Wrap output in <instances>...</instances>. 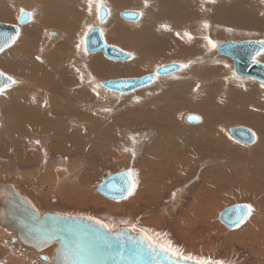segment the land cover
<instances>
[{
  "label": "rangeland",
  "instance_id": "obj_1",
  "mask_svg": "<svg viewBox=\"0 0 264 264\" xmlns=\"http://www.w3.org/2000/svg\"><path fill=\"white\" fill-rule=\"evenodd\" d=\"M170 1L171 0H165L166 3L164 4V1L161 2L160 0H156V2L154 0H147L148 6L145 7V0H135V3L122 0L121 6L112 2V0H104L105 6L110 10V15L103 25L100 23L99 18L97 17L95 4L92 6L91 13L89 12L88 0H0V3L3 2V5L1 6V12L4 13V15L2 14L0 16V18H2L0 19L1 22L14 24L21 9H28L34 13L30 27L27 29L21 28L20 35L14 43L15 45H12L13 47L11 46L7 50L0 53V71L8 76H11L17 82L7 87L3 94H0V182H14L22 190L33 195L32 197L37 198L36 200L39 202L38 204L43 210L54 208L53 210L61 212H72L88 215L91 214L95 216L97 215L99 218L109 221V224L112 227H127L130 226V220L139 218L149 219L152 217V221L160 220V224H164V222L168 223L164 227H156L155 231L152 232L155 234H160L164 238L169 235L171 237L169 238L172 239L173 227L171 226L170 222L172 221L173 223L176 218L182 216L186 212L189 203L192 201V195L195 194V192L197 193V191L205 183L216 184L217 186L222 187V183H225L226 179L224 182L221 180V173L218 171V165H227L229 161V165L233 167V162L226 156L225 159H222L225 164H220V157H218V154L215 153V150L210 154L206 152L198 155L199 157L195 158L196 162H193L192 166H190V163L187 162V172L185 174L183 173V175H181L182 177L173 179L172 181L170 180L169 184L162 183V185L159 187H153L155 184L157 185L156 179L152 180V178H150L149 180L147 178L149 181L148 182L144 179V177L142 178L143 175L141 176V165L147 163V160L143 161V157L148 148L151 146V141H153L155 138L154 131L149 129V124L142 126V123L145 121H143L139 127H128V117L135 121H137V119L147 120L150 117L158 120L157 116L162 115L160 118L161 120L163 119L162 121L164 122V119L166 118L164 117L166 115L164 108L172 110V107L177 104V106H180L181 103V109L183 107H187L189 98L192 96V102L195 101L194 103H199L201 108L204 107L205 110L195 107L191 110L188 109L187 111H181V118H178L177 120L179 121L178 126L180 128L182 127V130L188 128L194 129V127H190L194 126L192 124L198 125V122L190 124L189 121H187L185 115L188 113L195 114L200 118L202 117L204 120L205 115L203 113L205 111L211 113L210 117H219L223 120H227L230 115L231 117L238 116L241 118L251 117V119L256 122L259 119L258 122L260 124L251 125L247 122L228 123L225 127L224 136L230 144L242 152L254 149L257 146H264V100H256L244 90L246 86H252L256 87L260 91H264V83L254 79H247L237 76L234 72V63L232 59L227 56L220 55L218 53L217 46L215 45L213 48L208 43L209 40L212 41L213 44L219 42H242L247 40L263 41L264 0H214L213 3H208L206 0H199V3L197 4L198 7L197 9H194L195 11L192 12V14H190V12L187 13V11H189L188 9L185 11V6L182 9V11H184L183 13L186 14L184 18L187 20L191 18L189 15H192V19L197 18L194 20L195 22L191 21L192 23H188L187 25L185 22H181L183 20L182 19L179 22L181 23L179 26L174 22L175 20L172 16V13H174V11H172L174 9L173 7L176 6L177 8V5L179 4L176 3V5H170ZM254 1L255 4L263 5V7H257V9H255V5H252ZM4 2L7 4H4ZM23 3L27 4L23 5ZM170 6L172 8H170ZM162 7L166 9V12H170V14H168V16H166L164 19L162 18L163 20L159 19L160 10ZM79 10H82L84 13L78 14ZM125 10H142L144 11L143 14L145 15V18L143 16L141 19L142 22L140 20L137 22L125 21L119 16V13ZM153 10L158 11L155 12ZM68 12L70 13L69 15ZM153 14L154 18L151 17ZM234 14H237V16ZM239 15L241 16L239 17ZM3 16L6 17L3 18ZM170 17L173 21L169 20ZM221 19H224V21H218ZM66 21L68 26L63 27V30L67 32L68 37L64 39L60 35L59 31L62 30L60 29L62 23H66ZM148 21L154 22V27L160 32L161 30H166L164 26H167L166 31L171 32V30L173 31V28L171 29L170 25L174 27L176 24L179 29L177 28L174 33H178L180 38L182 37L183 41L182 39H176V37L173 40L165 39L164 41L161 37H158L160 38L158 41L152 42L150 41V38H148L147 44L145 45L147 34H144L143 26H146L145 24ZM98 23L102 24L101 27L107 42L119 46L121 49L128 51V53L135 55V53H137L136 45L139 48L147 47L146 51L148 52V55L145 57L147 59L144 58V63L147 64L148 67L150 66V68L144 70L143 67L146 66L144 65L143 67H140V73L124 76L137 77L142 74L145 75L147 73H152L156 66H160L162 63L166 62H194V66L186 67L177 74L158 79L154 83L155 85L152 84L146 89H138L137 91H133L131 93L119 94L109 91L105 88L103 89V87H97V85H100V82L108 79L105 77L109 76V78H117V76H110L111 74L103 76L99 74L101 76L100 78L95 77V72H91L89 67V61L95 56L101 58L102 63L108 62L107 64H110L113 61L111 62L101 54L85 53L84 47L82 46L80 49H78L77 45L80 44L82 39L85 40V32L87 29L89 27H97V25H99ZM51 24L55 27L53 26V28H51L49 26ZM205 24L208 25L207 28L204 27ZM38 26H43L46 28L42 27L40 29H35ZM129 27L131 29H135V31H138H134L132 33L127 29ZM122 29L126 30L127 32L123 31ZM185 33H192V36L190 35L191 39H189ZM19 40H22V42H29L31 47L38 49L36 53L40 57L42 55L40 53V49H42V51L44 50L43 52L46 54H57L56 59H60V61L51 62V64L55 63L58 65L62 62V66L60 67H63L62 69L64 70L58 73L56 70L51 68L27 67L24 70L25 74L23 72L24 75L20 76L21 72L23 71L22 69L24 68L17 69L19 66H13L12 64L14 63H11V60H2L4 55L11 52V50L15 48L16 44L18 45L17 41ZM61 41H65L68 46L63 48ZM190 43H195L197 47L189 48ZM179 44L182 47L185 46V48H189L190 52H187L184 57H173L172 55V57H169L167 54H170V52L174 49L173 47H176ZM20 53L28 54L35 52H32V50L27 45V48L25 50H21ZM165 55L167 56L165 57ZM44 56L45 55L42 57ZM159 56L161 59H159L158 62L155 57L157 58ZM22 57L26 56L21 55L19 59ZM255 60L264 63V51L260 53V55H257ZM68 61V70L73 69V71L70 73H68L65 68V65ZM11 66H13V68H11ZM106 66L109 67V65ZM106 66L105 68L107 71V69L110 68H107ZM113 67H116L113 68L114 72L116 71L123 73L124 69L121 65H115ZM44 69H47L46 74L48 76L51 75V79H53L52 83H56L55 79H58V77L61 75V80H59L64 85H66V87H69L70 82L72 81V76H77L80 78H77L78 82L81 80V88L96 94L100 98L98 104L95 105V109L93 110L94 107H92L90 110L96 115V123L98 124L99 122L102 124V130H106L105 123H107L109 127H107L106 134H110L112 139L113 137L117 138L114 140L115 143H111L113 148L111 145L109 146L111 147L109 148L110 150H108L110 155L113 153V151L119 153L112 161L107 160L108 157H105L102 160L100 166H98V168L94 171V174L98 172L96 176L91 175L88 177L86 175L89 168V163L86 159H84L78 166V170L76 171L78 172V175H74L76 176L74 177L75 182L72 183L71 180L73 179L69 174L70 170L75 164L73 156L79 155L80 151L78 149L70 148L71 144L69 143V139L73 138L74 141L76 140L75 144L80 142L77 134L82 135L79 128V120L81 115L72 114V119L68 124H66L67 120H62V116L60 114L52 115L50 118L48 116H44V122L39 120V124L33 122L31 115H27L28 125H25L23 122V116L21 117L20 115L21 113L23 114V111L20 112L19 110L21 109V106L23 108L24 104L26 107L27 104L22 97L26 96L27 94L21 97L17 96V94L21 93L25 89H32L37 83V76L40 73L44 75ZM19 70L21 71L19 72ZM206 75L210 76L209 80L207 79L209 76L205 78ZM124 76L118 75V77ZM42 82L46 83L45 81ZM208 83H212L213 87L216 89L214 95H205L203 92V87ZM221 87H223V91L220 90ZM187 97L188 101L185 99L184 102V98ZM200 97L202 98V101ZM204 97L205 99H203ZM203 104L205 106H203ZM127 114H129V116L126 117L125 115ZM6 117H8L7 123ZM112 118L113 124L111 122ZM171 119H173V117H171ZM13 124L24 125V128L33 130L32 134L27 136L30 141L29 144L23 143V141H16L22 147L20 148L22 153L21 156H19V160H14L9 153L5 154V148L7 145L9 146L8 135L10 136V132H8L6 129V125L9 130H12ZM237 126H244L251 129L256 134L257 141L250 146L237 141L230 132V129ZM255 126L260 127L255 128ZM109 128H111V130ZM99 129L91 134L93 135V138L89 137L87 139L86 137L88 150H90L92 146L97 147L96 141L102 134L101 130ZM45 130L51 131L48 132ZM89 132V130H86V133ZM17 133L23 134L25 131L22 130ZM215 135L219 134L215 133ZM54 138L57 143L54 141ZM104 139H102L103 143H105ZM138 140L140 143L137 142ZM12 144H15V142ZM27 146L30 147V156L26 153ZM134 147L136 149L135 157L134 155L129 156L131 154V150H133ZM176 148L175 151L177 150ZM50 150H53V152ZM98 150L99 154L97 159L100 162L102 150L101 148H98ZM54 151L55 153L63 152L65 154H55ZM208 155L209 157H212V159H207L206 156ZM187 159H191V157H188ZM195 164L198 166V168H195ZM192 168L193 171L191 170ZM125 169H131L134 171L137 180L139 179L138 185L130 197L128 196L125 200L119 202V205L116 203L113 204L111 201L98 193L96 188L110 173ZM156 169L158 168H155V171H157ZM207 170H210L207 175L208 180L205 179ZM237 170L238 166L236 167L235 171ZM64 172L65 174H62ZM62 175L63 177L65 176L63 180ZM64 181L66 183H63ZM60 183L65 184V186L60 188ZM146 184H150L151 186L148 185L150 188L153 187L152 193H158L163 190V198L160 200L155 198L149 203L138 201L132 203L140 187H143ZM164 185H167V187L163 189L162 187H164ZM79 187L82 189H80L78 192L73 191L74 188ZM66 192H71L72 194H64ZM85 197H87L86 201L84 200ZM101 198H103V200H100ZM177 198L179 199L177 202V207L174 208L173 206L176 205L174 203ZM226 200L227 203L218 209L216 218H211V221H213L212 228L220 232L218 238L212 236L214 246L217 247L215 251L216 256H214L212 261L214 264L215 262H221V264H243L245 261L252 262L253 258L252 255H250L248 249L244 248L239 243H227L229 235L225 229L227 230L228 228L224 227L225 225L219 220V213L229 205L238 203L250 205L252 208V213L243 224L233 230L238 231L244 226L249 225L248 222H250V219L252 220L254 218L255 214L258 213L260 217L264 216V201L262 206L257 208L252 200L235 198ZM113 205L118 207L112 208ZM135 227L144 229L147 232L151 231L152 229L142 225V223L136 225ZM229 232L231 231L229 230ZM173 241V244L177 246L181 243L180 240ZM160 242L164 243L165 241L163 239L160 240ZM42 255L43 254L38 257L36 253L29 252L23 246L16 245L12 239H9V236L6 234L5 230L0 228V264H43L44 261L41 259ZM192 257L201 258L197 255ZM204 259L211 260L208 258V256ZM234 260L235 263H233Z\"/></svg>",
  "mask_w": 264,
  "mask_h": 264
},
{
  "label": "bare ground",
  "instance_id": "obj_2",
  "mask_svg": "<svg viewBox=\"0 0 264 264\" xmlns=\"http://www.w3.org/2000/svg\"><path fill=\"white\" fill-rule=\"evenodd\" d=\"M121 1L122 0H112V2H114L120 6H121ZM124 1L131 2L133 0H124ZM154 1L156 2V0H154ZM160 1L161 2L164 1V4L166 3L165 0H160ZM198 1L199 0H171L169 2L170 5H173V4L176 5V3L179 4V5H177V8H176V6L173 7L174 9L172 11H174V13L171 12L173 19L175 20L174 22L178 26H179V24H181L179 22L182 19L183 20L181 22H185V24H187V25H188V23L189 24L192 23L191 21L195 22L194 20L197 18L192 19V15H189V16H191V18L186 20V18H184V16L186 14L183 13L184 11H182V9L185 6L186 7L185 11H187V9H188L189 11H187V13L190 12V14H192V12L195 11L194 9H197V7H198L197 6V4L199 3ZM255 1L252 4V5H255L254 6L255 9H257V7H263V5L255 4ZM178 6H179V8H178ZM170 8H172V7L170 6ZM165 10L166 9L164 7H162V9L160 10L159 19L163 20L166 16H168V14H170V12H166ZM27 11L30 12L29 10H27ZM125 11H127V10H125ZM132 11H137V12L142 13V17L139 19L140 21L143 18V16L145 18V15L143 14L144 11H142V10H132ZM153 11H155V10H153ZM157 11H155V12H157ZM122 12L119 13V16L121 19H123L121 17ZM237 14H234V15L237 16ZM19 15H20V13L17 15L16 21L14 24L13 23H3V24H12V25L16 26L17 30L20 32L21 28L27 27V25L29 24V22L31 20L24 25H18ZM109 15H110V10H109ZM240 16L241 15H239V17ZM151 17L154 18V14ZM169 20H172V18L170 17ZM169 20H168V22H169ZM125 21H127V20H125ZM218 21H224V19H221ZM128 22H137V21H128ZM0 23H2V22H0ZM104 23H105V21L102 24L104 25ZM102 24L97 25V27H100L101 31L103 33V30L101 27ZM176 24L174 25V27H172V25H170V28L171 29L173 28V31L171 30V32H168L166 30H164V31L161 30V32H160L154 27V22L148 21L145 24L146 26H143L144 34H147V36H148V37L146 36L145 45L147 44L148 38H150V41H152V42L158 41V39H160L158 37H161L164 41H165V39H172L173 40L175 37H176V39L181 40L182 37L180 38L178 33L177 34L174 33V31L177 30V28H178L176 26ZM246 25H248V24H246ZM49 26L51 28H53L54 25H52V26L49 25ZM67 26H68L67 21H66V23H64V25L60 26V29H62V30H60L59 32H60V35L64 39H66L68 37V34L65 30H63L64 29L63 27H67ZM182 27H183V25H182ZM43 28H45V27H43ZM127 29L132 33L135 31V29H131L130 27ZM122 30L126 31L124 29H122ZM137 31L138 30H136L135 32H137ZM62 34H64L65 37ZM190 35L192 36V33ZM217 35H219V34H217ZM103 37H104V33H103ZM143 38H144V36H143ZM16 39H15V42H16ZM57 39H58V37H57ZM104 40H105L107 45H113L112 43L111 44L108 43L105 37H104ZM182 41H183V39H182ZM247 41H256V40H247ZM14 43H12L11 46L15 45ZM61 43H62L63 48L68 46V44H66L65 41L64 42L61 41ZM222 43H226V42H219V43L215 44L217 46L218 53H219V44H222ZM236 43H239V42H236ZM11 46L7 47L3 51L7 50ZM113 46H116V45H113ZM189 46H190L189 48L197 47V45L195 43H190ZM116 47L121 49L119 46H116ZM146 48L145 47L139 48L136 45L137 53H135V55H133L132 53H128V51L121 49L124 52L130 54V58L128 60L127 59L126 60H110V59L105 57L106 59L110 60L111 62L113 61L116 63H123V64H116L113 62L110 64H107L108 62L102 63L101 58H99L98 56H95L89 61V67L91 69V72L92 71H93V73L95 72V77L100 78L101 77L100 75L104 76V75H108V74L109 75L111 74L110 76H112V75L117 76V78H109V76L105 77L108 79H106L102 82L99 81L100 85H102L103 82L118 79V78H138V77L145 76L147 74H153L155 72V70L152 73H147L145 75L142 74V75L137 76V77H135V76H124V75H134L135 73H140V71H141L140 67H143L144 65H146L145 67H143L144 70L150 68V66L148 67V65L144 63V58L147 57V55H148ZM173 48L174 49L170 52V54H167V55H169V57H172V56L173 57L174 56L175 57H184V55H186L187 52H190V49L188 50V48H185V46L182 47V46H180V44L176 47H173ZM21 50L22 49L20 46H18V47L15 46V48L12 49L11 52H9L8 54H6L2 57L3 61H10L11 60V63L15 64V65L12 64L13 66H16V65L19 66V68H17V69L24 68V69H22L23 71L21 72L20 76L25 74V72H24L25 64L23 65V63H24V60H26V59H28L30 62L31 66H29V67H32V65L34 67H36L35 66L36 64L35 65L31 64L32 63L31 61H35V63H37V65H39L38 67L51 68V69L56 70V72H58V73L64 70V69H62L63 67H60V66H62V62L59 63L58 65L55 63L51 64V62L60 61V59H56L57 54H53V55H50V53L46 54L45 52H43L44 50L42 51V49H40L41 50L40 53L42 55H41V57H39V55L36 53L21 54L20 53ZM3 51H1L0 53H2ZM263 51L264 50H262L260 53H262ZM260 53H258L257 55H260ZM92 54H101V55L105 56L104 53L100 52V51L94 52ZM21 55H24L26 57H22L19 59V57ZM43 55H45V56L42 57ZM101 55H100V57H101ZM157 55H155V56H157ZM167 55H165V57ZM220 55L227 56L230 59H232L234 66H235V60L231 56L225 55V54H220ZM256 56L254 57V61H256L255 60ZM145 59H147V58H145ZM155 59L158 61L159 59H161V57L160 56L157 58L155 57ZM44 62H47V63H44ZM256 62H258V61H256ZM152 63H154V62H152ZM169 63H173V62L162 63L160 66L166 65ZM174 63H178L180 65H188V67L194 66V62H189V63L174 62ZM258 63H261V62H258ZM261 64H264V63H261ZM106 65H109V67ZM115 65L116 66L121 65L122 68L124 69L123 73H119L116 71L114 72L113 68H116V67H113V66H115ZM13 66H11V68H13ZM105 66L107 68H110V69H107V71H106ZM160 66H156L154 69H156L157 67H160ZM65 68H66V71L68 73L73 71V69L68 70L69 61L66 63ZM95 69H97V70H95ZM183 69L184 68H182L181 70H183ZM20 71L21 70H19V72ZM46 71H47V69L43 72L46 73ZM180 71H178L174 74H177ZM23 72H24V74H23ZM234 72H235V67H234ZM235 74H236V72H235ZM118 75H120V76L123 75L124 77H118ZM172 75L161 76V77L158 76V77H156L154 83L158 79L166 78V77H169ZM208 76L209 75H206L205 78H207ZM237 76L247 78V79H252V78H248V77H244V76H240V75H237ZM37 78H38V80H36L37 83L34 85V87L32 89L31 88H29V90L25 89L21 93L17 94V96H20V97L27 94L26 96L22 97L27 105L25 107V104H24L23 108L21 106V109L19 110L20 112L23 111V114L21 113L20 115H21V117L23 116V122L25 123V125H28L27 115H31L33 118V122H35L36 124H39V120L40 121L42 120L44 122V120H43L44 116H48L50 118V116H52V115L60 114L62 116V120H67L66 124H68L70 122V120L72 119V117H71L72 114H79V115H81V118L79 120V128L81 130L82 135L77 134V136L80 139V142L78 144H75L76 140L74 141L73 138L69 139V143L71 144L70 148L78 149V150H80L79 155L85 156L86 158H92V161H94L96 163L99 162L97 159V156L99 154L98 148H102V144H100V142H101L100 140L102 137L99 136L98 140L96 141V145L98 148L96 146H92L90 148V150H88L87 149L88 145H87V141H86V137H87V139L89 137L93 138V135H91V134L94 131H97L99 128H100L99 130L103 129L102 125L99 122H98L99 125L96 123L97 118H96L95 113L90 110L92 107H94L93 110L95 109V105H97L98 102L100 101L99 96L91 93L90 91H88L84 88H81L82 87L81 80L78 82L77 76H72V81L70 82L69 87H66V85H64L59 79H55L56 83H52V79H50L49 77L46 78L45 75H42L41 73L37 76ZM208 78H210V76ZM78 79H80V78H78ZM82 79H83V77H82ZM254 80L259 81L257 79H254ZM42 81H45L46 83H43ZM259 82H261V81H259ZM262 83H264V82H262ZM150 85H152V84H150ZM150 85L145 86V87L140 88V89H142V90L144 88L146 89ZM104 88L105 87H103V89ZM203 90H204L203 92L205 93V95L209 94V93H210V95L211 94L214 95L216 92V89L213 87L212 83L206 84L203 87ZM220 90L223 91L224 90L223 87H221ZM244 90L250 96L255 98L257 93L250 92L249 89H244ZM258 98L261 100H264L263 95H261V97L258 96ZM31 99H33V100H31ZM186 99L188 101V98H186ZM203 99H205V97ZM201 101H202V98H201ZM194 102H192V96H191L189 98V101H188L187 109L191 110L192 108H195V107L201 108V105H199V103L197 104ZM204 104H203V106H205ZM177 105L172 107L173 111L168 110L167 108L165 109L163 106V108L165 110V114H166L164 116V117H166L164 119V122L162 121L163 119L161 120V118H160L162 115L157 116L158 120L151 118L150 116H149L150 118H148L147 120L137 119V122L139 123V125H141V123L143 121H145L142 123L143 126H145L146 124H149V129L154 131V134H155V136H154L155 138L150 143L151 146L149 147V149L147 151L146 157L151 158L152 160L153 159L156 160L157 158L160 157L161 160H159V161L165 162L164 165L158 163L161 166L158 167V169H156L157 171H155V169H153L152 166H150L152 169H149V171H148V174L150 173L149 177H156V176L158 177L162 173L164 175V166L167 165L166 166L167 169L165 171L166 174L168 173V171L169 172H171L172 170L174 171L172 173L173 176L171 175L169 180L172 181L173 179H178L177 170H181V171L187 170L186 167H188V164L186 165L185 161L188 160L187 159L188 157H191V159H189V160H191L190 166H192L193 162L194 163L196 162L195 158L199 157L198 155H201V154L206 153V152L210 154L214 150H215V153L218 154V157H220V164L221 163L225 164V162L222 159H225V157L227 156L229 158V160L230 159L232 160L233 167H231L229 165V161H228L227 165H224V166L218 165V168H219L218 171L221 173V180L224 182L226 179V182L222 183V187L217 186L216 184L205 183L197 191V193L195 192V194L192 195V201L189 203L186 212L182 216L179 217V220H177V219L175 220L174 226H173V224H171V226L173 227V229H172L173 238L172 239L175 241L180 240L181 241L180 245L177 246V245L173 244L174 241L172 239H170L171 237L169 235L166 236V238H164L162 235L157 236L155 233H153L155 231L156 227L157 228H158V226L164 227L168 223L163 221L164 224L163 223L160 224V222H161L160 220L159 221L158 220L152 221V217H150L149 219L147 218L148 220L145 218L138 219V220H144V223L142 222V225L149 227V229L152 228L151 231H149V232L146 231V232L149 235H152L155 240H158V242H160V240H163V239L165 242L170 241L171 244L175 248L181 250L185 256L197 255L203 259L208 256V258H210L212 261L214 256H216L215 251L217 249V247L214 246V241L212 240V236H215L216 238H218L220 232L216 231L214 228H212L213 227V221H211V218H213V219L216 218V214H217L218 209L227 203L226 199L235 198V199L252 200L255 203V205L257 206V208H260L263 204V201H264V146H257L254 149L248 150L246 152L239 151L238 148L236 149L235 146H233L232 144H230L226 140V138L224 136L225 127L228 123H232V122H247L251 125L252 124L257 125L260 123L258 122L259 119H258V121H257L258 123H257L256 121L252 120L251 117L250 118H241L238 116L231 117V115L227 120H223L222 118H219V117H215V118L210 117L211 113L210 112L208 113V111H205L204 113L202 112L205 115V120L202 119V117H201V118H199L198 125L196 124L197 126L195 124L190 123V124L194 125V126H190V127H194V129L188 128V129L182 130V127L180 128L178 126L179 121L177 119L181 118V117H180V106H177ZM233 105H234V103H233ZM201 109L205 110L204 107ZM153 113H152V115H153ZM156 114H158V113H156ZM188 114L185 115L186 119L190 115H194V114H189V115ZM171 117H173V119H171ZM134 121L135 120H133V119L128 120V122L130 123V125L132 127H134L135 125L137 126V124H135ZM23 126L24 125L13 124V128H12V130H10V133H9L10 134V138L8 140L9 146L7 145V147L5 148V154L9 153L13 157L14 160H19L20 159L19 156H21V153H22V150L20 149L22 147L16 141L17 140L23 141V143L29 144L30 141H29V138L27 136L31 135L33 132V130H31L29 128H24ZM196 127H198V128H196ZM237 127H239V126H237ZM240 127H244V126H240ZM259 127L260 126H255V128H259ZM244 128H246V127H244ZM246 129L251 131L254 138H255V141L253 143L245 144V145L250 146V145H253L257 141V136L251 129H249V128H246ZM22 130H24L25 133H23V134L17 133V132H20ZM86 130H89L90 132L86 133ZM156 130H157V132H156ZM45 131H48V130H45ZM50 131L51 130H49L48 132H50ZM42 132H44V131H42ZM215 133L219 134V135H215ZM14 138H16V139L14 140ZM13 142H15V144H12ZM137 142L140 143L139 140ZM242 144H244V143H242ZM137 145H139V144H137ZM29 148L30 147L27 146L26 153H27V155L30 156L31 152L29 151ZM175 148L177 149L176 151H175ZM185 151H186V153H185ZM206 158L212 159V157H209V155L206 156ZM228 158H226V159H228ZM41 166H42V164H41ZM237 166H238V170L235 171ZM74 167L75 166H73V168ZM73 168L70 170V173H69L70 175H71L72 171L73 172L75 171V169H73ZM147 168H149V167H147ZM193 168H194V166H193ZM193 168L191 169L192 171H193ZM195 168H198V166H196V164H195ZM41 170H42V168H41ZM94 170H96V169H94ZM185 172H187V171H185ZM209 172H210V170L206 171V177H205L206 180H208L207 175ZM96 174H97V172H96ZM216 174H218V173H216ZM134 181H135V179H134ZM166 184H169V181L166 180ZM225 185H226V187H225ZM98 186H97V188H98ZM146 186H148V185H146ZM166 187H167V185H164V187H162V188L164 189ZM97 188H96V191H97ZM151 188H150V190L148 188H146V191L149 192V194H151V198H152V195H154L156 193H152L153 189H151ZM162 191L159 192V194H158L159 196H157V200H160L161 198H163ZM32 196L33 195L22 190L14 182H0V228L5 230L6 234L9 236V239L10 240L12 239V241L14 243H16V245L23 246L29 252L36 253L38 257L41 254H43L44 256L43 255L41 256V259L44 261L43 264H55L54 255L56 252L57 244L55 243L52 246L44 249L43 251L36 250L35 246L31 245V243L34 241V238L31 241L28 240V235L24 231V229L22 227V223L20 222L21 220L17 216V213H16L17 211L15 210L17 205H25L26 207L30 208L29 210L31 212H33V214H35V215L37 212V214L39 215V218H42L43 214L47 213V212L49 214H52V215L55 214L56 217L58 215H60V216L61 215H63V216L68 215V216H73V217H86V218H91V219L97 220V221L107 225L109 230H120L123 228H129L132 232H135V233L139 232V231H133L132 230L135 223L138 222L137 219L130 220V222H131L130 226H127V227L126 226L125 227H112L109 224L110 223L109 221L102 219V218H99L95 215H91V214L88 215V214H78V213H72V212L71 213L70 212H61V211L53 210L54 208H52V209L49 208V209L43 210L40 207V205L38 204L39 202L36 200L37 198L32 197ZM85 199H86V197L84 198V200ZM180 199H181V197H180ZM178 200H179L178 198H177V200H175L174 204H176V205L173 206L174 208L177 207L176 202H178ZM229 206H231V205H229ZM222 211H220V213ZM220 213H219V220H220ZM56 214H58V215H56ZM60 216H58V217H60ZM248 224L249 225L244 226L243 228H241L238 231H233L235 228L234 229H227L228 231L225 229V231L229 235V239L227 240V243H229V244L239 243L241 246H243L244 248L249 250L250 255H252L253 261L252 262L245 261V262H243V264H264V227H262V226H264V216L260 217V215L257 213V214H255V216L252 220L250 219V222H248ZM224 227H226V226H224ZM135 228L140 230V228H137V227H135ZM142 230H144V229H142ZM229 230L231 232H229ZM217 232H218V235H217ZM38 246L39 245H37V247ZM43 257H45V259ZM227 258H228V256H227ZM236 262H237V260H236ZM233 263H235V260Z\"/></svg>",
  "mask_w": 264,
  "mask_h": 264
},
{
  "label": "water",
  "instance_id": "obj_3",
  "mask_svg": "<svg viewBox=\"0 0 264 264\" xmlns=\"http://www.w3.org/2000/svg\"><path fill=\"white\" fill-rule=\"evenodd\" d=\"M107 10L106 14H102L103 19L99 18L100 23H103L108 18L109 9L107 8ZM139 14L140 12L127 10L121 13V17L127 21H138L142 17V15ZM27 22L18 19V25H24ZM92 29L94 31L89 33L87 37L85 36L88 53L100 51L110 60H128L130 58L128 53L118 47L106 44L103 35H101L102 31L100 27H94ZM17 31V27L12 24L0 23V44H4L10 37L16 36ZM6 48L7 47H4V49ZM262 50H264V41L226 42L219 44V53L229 55L235 60L234 67L237 75L264 82V64L254 61V57ZM172 66H175L172 71H164L165 67ZM179 66L180 64L173 62L157 67L153 74H147L138 78H118L103 82L102 85L109 91L115 93H131L153 84L156 78L152 79L151 77L157 73V69H159L158 76L161 77L172 75L180 71L181 68ZM5 77H7L6 74ZM192 117L198 119H190ZM187 121H189V123H196L199 121V117L190 115L187 117ZM230 131L241 143L251 144L255 141L252 132L244 127H234ZM129 172H132V170H121L106 176L98 186L97 192L109 200L118 201L126 199L129 196L127 192H124L126 198H121V193L114 191L113 186L118 188L124 186ZM132 179L134 180V176ZM243 205L248 204H233L226 207L220 213V220L228 229L236 228L232 221L235 219L236 209ZM29 209L30 208L25 205L16 206L15 210L17 211V216L21 220L19 221L22 223V227L28 235V240L31 241L34 238L31 245H34L36 250L43 251L53 244H57L54 255L55 264H61L60 250L75 244L93 248L100 253L99 255L91 257L92 264H137V261H139V264H155L151 255L148 253L147 243L139 245L143 250V255L137 257L135 254L138 242L143 239L140 232H132L129 228L109 231L108 227H101V225L105 224L101 222L96 223L97 220L86 217L60 216L58 214L56 215L60 217H56L55 214H53V216L47 212L48 214L44 213L42 218H39L37 212L35 215ZM117 237H120L119 241L116 239ZM107 243H111L114 246L119 244L124 253L123 258L115 255V248L109 253L106 249ZM37 245L39 246L37 247ZM43 258L45 259V257ZM156 259L160 261L161 264H168V259L165 258L163 254L158 255ZM188 264H191V262H188Z\"/></svg>",
  "mask_w": 264,
  "mask_h": 264
},
{
  "label": "snow or ice",
  "instance_id": "obj_4",
  "mask_svg": "<svg viewBox=\"0 0 264 264\" xmlns=\"http://www.w3.org/2000/svg\"><path fill=\"white\" fill-rule=\"evenodd\" d=\"M206 2L213 3L214 0H206ZM93 4H95L96 6L97 17L100 19H103L102 14H106L108 11L105 6L104 0H88L90 13L92 11ZM147 6H148L147 0H145V7ZM139 15H142V13H140ZM33 16H34L33 12H26L24 9H21L18 19L27 22V21H30ZM164 27L167 30V26H164ZM204 27L207 28L208 25L205 24ZM93 31L94 30L91 27H89L87 31L85 32V36L87 37L88 34ZM18 35H19V31H17L16 36L10 37L8 41H6L4 44H0V51H3L4 47L11 46V44L15 42V39L18 37ZM101 35H103V33H101ZM185 35L188 36L189 39H191L190 34L185 33ZM208 43L211 45V47L213 48L215 47V44H213L212 41L209 40ZM86 45H87V41L82 39L80 41V44L77 45V48L80 49L83 46L85 53H87L88 49ZM179 67L182 69V68L188 67V65H180ZM174 68L175 66L165 67L164 71L170 72ZM158 73H159V69H157V73L151 78L155 79L156 76H158ZM15 83L17 82L11 76L5 77V74L0 72V94L4 93L5 88L9 84H15ZM97 87H103V85H97ZM190 119H198V118L192 117ZM133 175L134 174L132 172H129L127 174L128 178L126 179L124 186L119 187V188L116 186H113L114 191L121 193V198H126L124 196V192H127L128 195H131L132 191L136 187V182L132 179ZM251 212H252V208L250 205H243V206L238 207L235 212V219L232 221V223L236 227H239L241 224H243L248 219ZM96 223H100V222L96 221ZM101 227L107 228L108 226L101 225ZM132 230L139 231L141 236L143 237V239L138 242V247L135 250V254L137 255V257H139L140 255H143V250L139 247V245L147 243L148 253L151 255L152 260L155 262V264H161V262L156 259L157 256L160 254H163L164 257L168 259V264H188V262H191V264H214V262L211 260L202 259V258H194L191 255L185 256L183 252L175 248L171 244L170 241L164 242V243L158 242V240H155L153 236L149 235L145 230H142V229L138 230L135 228V226H133ZM156 235L159 236L160 234H156ZM116 239L119 241L120 237H117ZM113 248H115V255L123 258L124 253L121 250L119 244L115 246L111 243L106 244V249L108 250L109 253H111ZM99 254L100 253H98L93 248H90L84 245H80V244L70 245L67 248L60 250L61 264H92L91 257H93L94 255H99ZM137 264H139V261H137ZM215 264H221V262H215Z\"/></svg>",
  "mask_w": 264,
  "mask_h": 264
},
{
  "label": "crops",
  "instance_id": "obj_5",
  "mask_svg": "<svg viewBox=\"0 0 264 264\" xmlns=\"http://www.w3.org/2000/svg\"><path fill=\"white\" fill-rule=\"evenodd\" d=\"M68 1V0H67ZM131 2H134L135 3V0H133V1H131ZM71 3H72V1H71ZM4 4H7L6 2H4ZM25 4H27V3H23V5H25ZM3 5V2L2 3H0V16L3 14L4 15V13L3 12H1V6ZM8 8V7H7ZM28 9H26V11H27ZM8 11H9V9H8ZM30 11V10H29ZM30 12H32V11H30ZM81 13H84L82 10L80 11L79 10V12H78V14H81ZM70 13L68 12V15H69ZM77 14V15H78ZM6 15V14H5ZM6 16H3V18H5ZM34 17V16H33ZM33 17H32V19H33ZM0 19H2V18H0ZM32 19H31V21L29 22V24L27 25V27H24L25 29H27V28H29L30 27V23L32 22ZM1 22V21H0ZM2 23H8V22H2ZM64 23L65 22H63L62 23V25H64ZM54 25H55V23H54ZM51 26H52V24H51ZM43 26H38V27H36L35 29H40V28H42ZM46 28V27H45ZM27 31H31V30H27ZM21 32V31H20ZM19 32V33H20ZM20 35V34H19ZM18 35V36H19ZM17 40V39H16ZM18 42V45L16 44V46L18 47V46H20L21 47V49L23 50H25L26 48H27V45L29 46V48L32 50V52H35L36 53V51H38V49H35V47H31L30 46V43L28 42H22V40H19V41H17ZM40 49V48H39ZM188 50H189V48H188ZM37 54V53H36ZM183 55V54H182ZM40 57V56H39ZM32 63L31 64H36L35 66L37 67V68H39L38 66L39 65H37V63H35V61H31ZM26 63H28V64H26ZM44 63H47V62H44ZM25 64V68L26 67H29V66H31L30 65V62H29V60L28 59H26V60H24V63H23V65ZM49 64V63H48ZM22 66V65H21ZM32 67H34L33 65H32ZM41 68H43V67H41ZM215 72V71H214ZM44 73V75H45V77L46 78H50L51 79V75L50 76H48L45 72H43ZM212 77V76H211ZM57 79V78H56ZM58 79H60L61 80V75H60V77H58ZM210 78H208V80H209ZM53 80V79H52ZM244 89H249L250 90V92H253V93H257L256 94V96H255V99L257 100V99H259L258 98V96H261V95H263L264 96V91H260V90H258L256 87H252V86H246ZM237 92V91H236ZM238 93H239V91H238ZM260 93V94H259ZM209 95H210V93H209ZM212 95V94H211ZM257 97V98H256ZM188 98V97H187ZM254 98V97H253ZM185 99L186 98H184V102H185ZM259 100H261V99H259ZM182 104V103H181ZM181 104H180V112L181 111H187L188 109H187V107H183L182 109H181ZM128 116H129V114H127ZM127 115H125L126 117H127ZM195 115V114H194ZM196 116V115H195ZM198 117V116H197ZM7 118L8 117H6V122H7ZM200 118V117H199ZM131 118H129L128 117V120H130ZM10 120V119H9ZM127 120V121H128ZM111 122H112V124H113V118H112V120H111ZM135 122V124H137L138 122L137 121H134ZM199 122V121H198ZM102 125V124H101ZM105 125H106V130L104 131V130H101V136H102V138H101V142H100V144H102V148H101V154H102V156H101V160H100V162H94V161H92V158H86L85 156H81V155H74L73 156V158H74V160H75V164H74V168L73 169H75V171L73 172H71V177H72V179L73 180H71L72 181V183L73 182H75L74 181V177H76L77 175H78V172H76L77 170H78V166L82 163V161L84 160V159H86L87 160V162L89 163V169H88V172H87V176L88 177H90L91 175L92 176H96L97 174H98V172H97V174L95 173L94 174V169H97L98 168V166H100V164H101V162H102V160L105 158V157H108L107 158V160H110V161H112L113 159H114V157H116L117 156V154L119 153V152H115V151H113V153H111V155H110V153L108 152V150H110L109 148H113V146L111 145V143H115L114 142V140H116L117 138H115V137H113V139H112V136L110 135V134H106V132H107V127H109L108 125H107V123H105ZM132 127L131 125H129L128 124V127ZM136 126V125H135ZM134 126V127H135ZM139 126H141V125H139V124H137V127H139ZM143 126V125H142ZM146 128V127H145ZM6 129H7V125H6ZM110 130H111V128H109ZM142 129H144V128H142ZM8 130V132H10V130L9 129H7ZM145 130H147V129H145ZM9 138H10V136L8 135V140H9ZM105 138V139H104ZM16 138H14V140H15ZM102 139H104L105 140V143H103L102 142ZM54 141L56 142V140H55V138H54ZM117 142V141H116ZM57 143V142H56ZM56 145H58V144H56ZM55 145V146H56ZM111 145V147H109ZM54 146V147H55ZM115 146V145H114ZM142 146V145H141ZM47 147H48V145H47ZM149 149V148H148ZM113 150H115V149H113ZM135 147H134V149L133 150H131V154L129 155V156H133L134 155V157H135V154H136V152H135ZM50 151H52L53 152V150H50ZM148 151V150H147ZM147 151H146V153L144 154V159H143V161H145V160H147V163L146 164H142L141 165V176H142V178L144 177V179L146 178H148L149 180H150V178H152V180H155L156 179V182H157V185L155 184L153 187H159L160 185H162L161 183H166V180L167 181H170L169 180V178H170V176L172 175V173L174 172L173 170L171 171V172H169L168 171V173L166 174V166H164V175H163V173L162 174H160L158 177L156 176V177H149V174H148V171H149V169H155V168H158V167H160L161 165H159L158 163H160V164H165V162H163V161H159V160H161V158L159 157V158H157L156 160L155 159H151V158H148V157H146V155H147ZM54 153H55V151H54ZM55 154H59V155H61V154H65V153H63V152H60V153H55ZM109 161V162H110ZM190 161L191 160H187V161H185V163L187 164V162H189L190 163ZM92 165V166H91ZM158 165V166H157ZM150 166H152V168L150 167ZM154 166V167H153ZM173 166V165H172ZM147 167H149V168H147ZM147 168V169H146ZM125 170H131V169H125ZM68 171V170H67ZM186 171V170H185ZM185 171H181V170H177V177L178 178H180V177H182L181 175H183V173L185 174L186 172ZM132 172H133V176H134V179H135V182H136V187H137V185H138V180H137V177H136V174L134 173V171L132 170ZM112 173H115V172H112ZM112 173H110V174H112ZM62 174H65V172L64 173H62ZM94 174V175H93ZM109 174V175H110ZM166 174V175H165ZM74 175H76V176H74ZM108 176V175H107ZM173 176V175H172ZM65 177V176H64ZM63 175H62V180H63ZM168 178V179H167ZM145 179V180H146ZM148 179L146 180V181H148ZM149 182V181H148ZM160 182V183H159ZM63 183H66L65 181L63 182ZM63 183H61V184H59V186H60V188H62L63 186H65V184H63ZM75 184V183H74ZM76 185V184H75ZM146 185H150V184H146ZM146 185H144L143 187H140V189L138 190V192H137V194L135 195V198H134V200L132 201V203L134 202H151V201H153L155 198H157V196H159L158 194H159V192L158 193H156V194H154V195H152V198H151V194H149V192H147L146 191V188H148L149 190H150V187L149 186H146ZM151 186V185H150ZM136 187L134 188V190L136 189ZM153 187L151 188V189H153ZM80 189H82L81 187H79V188H74L73 189V191H79ZM133 190V191H134ZM69 191V190H68ZM71 191V190H70ZM133 191H132V193H133ZM72 194L71 192L69 193V192H66V193H64V194ZM139 193V194H138ZM88 196V195H87ZM129 197H130V195H129ZM86 199H87V197H86ZM86 199H85V201H86ZM99 199V198H98ZM107 199V198H106ZM100 200H103V198L102 199H100ZM109 200V199H108ZM123 200H125V199H123ZM123 200H118V201H112V200H109V201H111V203H116L117 205H119L118 203L119 202H121V201H123ZM131 203V204H132ZM177 203V202H176ZM116 207H118V206H115V205H113L112 206V208H116ZM90 215V214H89ZM97 216V215H96ZM97 217H99V216H97ZM130 218H131V215H130ZM139 219H143V218H139ZM177 220H179V217L178 218H176ZM137 223H135V225H138V224H141L142 222L144 223V220H138L137 219ZM174 223H175V221L172 223V221L170 222V224H173V226H174ZM130 224V223H129Z\"/></svg>",
  "mask_w": 264,
  "mask_h": 264
}]
</instances>
